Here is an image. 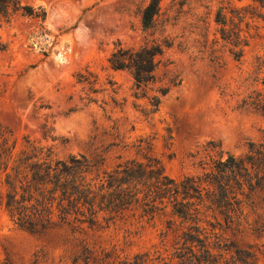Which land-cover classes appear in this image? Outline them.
I'll list each match as a JSON object with an SVG mask.
<instances>
[{"label": "rangeland", "instance_id": "374dc122", "mask_svg": "<svg viewBox=\"0 0 264 264\" xmlns=\"http://www.w3.org/2000/svg\"><path fill=\"white\" fill-rule=\"evenodd\" d=\"M22 1L43 7L46 18L18 16L0 27L7 43L0 52V124L18 144L28 136L57 159L83 155L99 172L149 151L179 179L200 172L210 141L223 156L238 157L249 141L264 138V114L241 106L252 89L264 90L254 80L255 57H264V8L253 0H160L146 30L141 12L149 0ZM219 10L227 30L236 11L242 16L248 42L239 60L221 38ZM153 39L170 45L146 96L136 98L130 72L112 69L107 58L118 43L138 47ZM153 95L158 109L145 115ZM163 228V218L127 216L108 228L29 232L0 207V264H84L75 261L84 246L115 247L120 257L162 252ZM231 236L264 264V190L244 204Z\"/></svg>", "mask_w": 264, "mask_h": 264}, {"label": "trees", "instance_id": "16d2710c", "mask_svg": "<svg viewBox=\"0 0 264 264\" xmlns=\"http://www.w3.org/2000/svg\"><path fill=\"white\" fill-rule=\"evenodd\" d=\"M264 8V0H253ZM160 11V0H149L141 12V25L149 29ZM43 22L46 11L22 0H0V27L16 17ZM233 27L227 30L219 10L216 23L222 24L221 38L232 46L237 60L247 38L241 35L236 11ZM170 44L151 40L138 47L118 43L107 60L115 70H127L134 82V96L145 97L155 79L159 57ZM7 43L0 36V52ZM254 80L264 88V57H255ZM78 81L92 83L83 73ZM162 94L166 91L162 90ZM158 96L149 98L145 115L158 109ZM264 114V90L252 89L241 100ZM212 141L206 144L200 172L177 179L165 171L163 162L149 151L118 163L109 171H98L85 156L57 159L51 148L23 136L18 144L12 131L0 124V207L9 220L29 232H46L61 226L75 230L108 228L127 216L147 221L163 218L160 232L163 251L155 249L120 257L116 248L96 252L82 248L84 264H261L253 249L238 245L231 236L244 204L264 190V138L249 141L241 156L222 155ZM165 239L167 245L165 246ZM74 261V262H75Z\"/></svg>", "mask_w": 264, "mask_h": 264}]
</instances>
